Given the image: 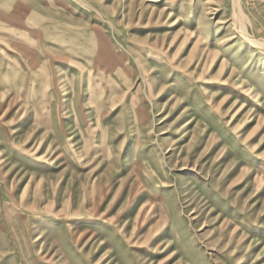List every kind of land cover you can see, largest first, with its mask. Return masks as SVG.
<instances>
[{"label": "rangeland", "instance_id": "obj_1", "mask_svg": "<svg viewBox=\"0 0 264 264\" xmlns=\"http://www.w3.org/2000/svg\"><path fill=\"white\" fill-rule=\"evenodd\" d=\"M83 5L70 129L0 97V264H264V0Z\"/></svg>", "mask_w": 264, "mask_h": 264}, {"label": "crops", "instance_id": "obj_2", "mask_svg": "<svg viewBox=\"0 0 264 264\" xmlns=\"http://www.w3.org/2000/svg\"><path fill=\"white\" fill-rule=\"evenodd\" d=\"M87 2L88 0H0L2 112L11 97L26 96L32 103L19 120V131L34 125L63 135L70 129L67 106L59 108L58 82H71L75 71L84 78L81 58L67 50L76 48L73 45L78 33L74 28L75 21H81L85 12L87 13L83 5ZM64 51L70 56L69 59L73 58L77 62L69 63L64 58L59 60L58 54L65 56ZM58 67H61L59 73ZM25 85L28 87L27 94L23 88ZM20 114L24 113L21 111Z\"/></svg>", "mask_w": 264, "mask_h": 264}, {"label": "bare ground", "instance_id": "obj_3", "mask_svg": "<svg viewBox=\"0 0 264 264\" xmlns=\"http://www.w3.org/2000/svg\"><path fill=\"white\" fill-rule=\"evenodd\" d=\"M154 197V196H153Z\"/></svg>", "mask_w": 264, "mask_h": 264}]
</instances>
